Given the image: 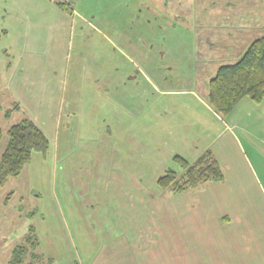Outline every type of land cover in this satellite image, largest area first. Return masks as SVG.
<instances>
[{
	"label": "rangeland",
	"instance_id": "obj_1",
	"mask_svg": "<svg viewBox=\"0 0 264 264\" xmlns=\"http://www.w3.org/2000/svg\"><path fill=\"white\" fill-rule=\"evenodd\" d=\"M59 1L0 0V157L9 128L23 119L50 141L0 189V264L31 227L42 264H137L123 229L152 246L157 213L188 192L163 189L158 179L168 169L183 174L175 155L201 156L181 130L216 128L197 99L208 84L203 63L185 58L205 39L193 46V29L172 27L170 7L206 22L264 8V0H62L68 9ZM250 116L242 103L227 120L254 142Z\"/></svg>",
	"mask_w": 264,
	"mask_h": 264
},
{
	"label": "crops",
	"instance_id": "obj_2",
	"mask_svg": "<svg viewBox=\"0 0 264 264\" xmlns=\"http://www.w3.org/2000/svg\"><path fill=\"white\" fill-rule=\"evenodd\" d=\"M170 9L171 13L177 14L176 19L171 18L172 27L194 30L193 46H196L195 39H205L197 43L202 44L200 49L188 53L185 58L203 63L198 67L204 70L206 87L222 66L217 63L211 67L207 62L225 58L237 62L259 38L253 29L257 34L264 32L263 7H247L233 14L223 12L226 15L219 21L215 16L211 21L209 14L206 22L204 18L197 22L185 20L189 13L185 7L171 6ZM208 9L204 10L207 12ZM244 12L247 13L245 17L242 16ZM206 87L201 89L203 98L197 99L203 106L208 103L216 128L209 125L198 136L190 130L181 132L185 136L183 140L196 149L197 154L213 151L225 178L188 190L183 198H170L174 202L168 213L159 212L158 221L154 219L157 227L150 230L152 246H143L137 241L136 232L123 229L128 235L125 237L130 244L128 249L137 264H264V101L261 104L244 103L243 99L239 104L243 103L244 110L251 114L252 130L249 128V133L254 142H249L242 136L240 123L233 126L227 120L239 105L229 116H220L209 105ZM162 128L163 132L169 129L168 123ZM174 129L171 126L170 132ZM122 223L129 227L123 220ZM115 254L116 251L110 253L105 260L110 261Z\"/></svg>",
	"mask_w": 264,
	"mask_h": 264
},
{
	"label": "trees",
	"instance_id": "obj_3",
	"mask_svg": "<svg viewBox=\"0 0 264 264\" xmlns=\"http://www.w3.org/2000/svg\"><path fill=\"white\" fill-rule=\"evenodd\" d=\"M57 4L68 9L61 0ZM246 98L255 104L264 101V35L250 44L240 60L220 66L209 82V105L222 117L229 116ZM2 138L3 131L0 130V142ZM49 148L47 135L31 119L12 125L8 130L7 146L0 157V189L10 177H18L22 173L34 153L46 154ZM173 161L183 169V174L168 169L158 179V185L175 194L207 182H221L225 178L212 150L206 151L194 162L181 155H175ZM39 247L36 229L31 227L24 241L13 249L8 264H42L44 256L38 252ZM27 258L30 259L28 263Z\"/></svg>",
	"mask_w": 264,
	"mask_h": 264
},
{
	"label": "built area",
	"instance_id": "obj_4",
	"mask_svg": "<svg viewBox=\"0 0 264 264\" xmlns=\"http://www.w3.org/2000/svg\"><path fill=\"white\" fill-rule=\"evenodd\" d=\"M62 1V0H61ZM63 3H66L65 1H62Z\"/></svg>",
	"mask_w": 264,
	"mask_h": 264
}]
</instances>
